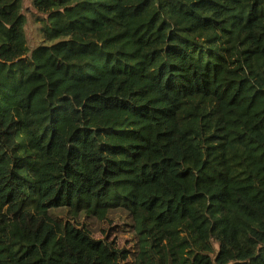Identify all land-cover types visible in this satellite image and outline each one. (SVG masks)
I'll use <instances>...</instances> for the list:
<instances>
[{"label": "trees", "instance_id": "trees-1", "mask_svg": "<svg viewBox=\"0 0 264 264\" xmlns=\"http://www.w3.org/2000/svg\"><path fill=\"white\" fill-rule=\"evenodd\" d=\"M107 231L264 264V0H0V264H116Z\"/></svg>", "mask_w": 264, "mask_h": 264}, {"label": "rangeland", "instance_id": "rangeland-1", "mask_svg": "<svg viewBox=\"0 0 264 264\" xmlns=\"http://www.w3.org/2000/svg\"><path fill=\"white\" fill-rule=\"evenodd\" d=\"M83 229V227H78V229ZM101 240L106 244L108 248L118 254V259L116 264H128L129 260V246L124 243L122 246H117V241L111 238H108V231L103 233Z\"/></svg>", "mask_w": 264, "mask_h": 264}]
</instances>
